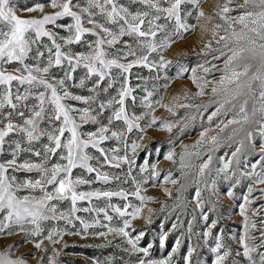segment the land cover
Segmentation results:
<instances>
[{
  "label": "snow or ice",
  "instance_id": "6c2138e0",
  "mask_svg": "<svg viewBox=\"0 0 264 264\" xmlns=\"http://www.w3.org/2000/svg\"><path fill=\"white\" fill-rule=\"evenodd\" d=\"M201 2L129 0L128 4H124L121 0H47L46 4L36 3L19 8L20 12L40 13L39 16L23 17L18 14L15 0H0V235H13L19 230L26 235L30 233L32 237H40L43 232L41 222L49 220H63L72 227H75V221H79L83 233L87 234L88 229L100 224V221L89 223L78 216V212L94 211L97 216L103 213L104 219L109 222L113 219L105 208L78 207L81 201L91 204L92 198L120 196L128 200L129 195L135 196L140 201L139 205L128 201L123 210L109 206L114 207L122 218L135 219L140 215L144 203L154 199L141 194L143 185L152 180L155 186L156 178L160 176L155 166L149 165L147 158L139 165V171L150 174L141 181L132 177L135 185L132 192L81 191L80 188L84 185L90 187L99 181L107 183L110 175L103 171L106 166L120 169L127 164L126 176H132L136 152L140 147L138 140H142L143 136L129 143L128 133L134 129L143 133L146 127L157 124L159 118L151 113L159 100L152 97L161 89H166L170 82V78L164 76V83H159V69L172 63L160 53L176 39L184 38L185 34H190L199 26L203 33H210V36L197 55H211L213 61L223 59L224 66L219 68L205 59L192 68L191 80L198 89L194 95H205L206 76L212 69L221 73L211 91L214 97L221 95L224 99L217 102L215 111L208 116L211 121L226 105L235 107L233 101L241 94L254 93L256 82H259V107L254 104L249 114L246 108L248 100L245 99L239 107L241 118L228 120L223 128L220 125L217 127L222 132L230 124L251 121L256 127L246 131L248 143L254 149L257 135L261 142L256 152L259 159L251 164V171L240 173V177L253 183L248 185L243 195L244 202L239 204L243 231L238 236L230 237L232 240L238 238V248L233 252L226 242L223 228L213 235L219 221L212 220L211 224H207L209 216L203 211L204 201L199 187L195 192L193 211L200 209V217L206 222V230L202 233L205 244L210 239L214 240V245H209L213 257L211 264H264V188L253 186L264 185V0H243V3L224 0L222 4H217L212 14L200 9ZM137 5L139 7L134 9L133 6ZM46 7L51 11H45ZM233 11H239V14L233 16L230 14ZM66 19L70 22H61ZM161 19L174 21V30H170L167 24L159 23ZM201 20L206 23H199ZM154 54L158 59L153 58ZM134 67L157 71L154 78L156 83L151 89L146 84H137L133 88L131 75ZM198 69L205 75L197 76ZM186 71L188 69L182 68L178 75ZM147 79L138 77V80ZM137 89L144 93L139 97L144 111L140 114L132 111L130 114L127 101L130 98L133 106L136 105L138 97L134 93ZM190 95L185 91V99ZM174 99L179 100V96ZM163 106L175 116L174 108L192 105L178 103ZM141 121L146 123L142 125ZM118 122H123L124 127H118ZM176 123L179 121H160V127L171 132ZM89 125L91 127H87ZM207 131L201 132L200 139L191 146L196 148L211 144L207 159L198 166L197 175L200 178L210 175L211 152L219 143L217 135H212L210 141L206 140ZM111 140L117 141V146L105 147V143ZM120 142H123V149L119 146ZM242 146L237 147L231 157H219L221 167L216 169L223 179L233 181L227 192L230 198L234 196L233 189L241 184V178L236 175L232 165L239 166L238 154ZM188 147L186 145L185 151L180 154L181 169L193 167L191 157L200 155L198 151L187 152ZM121 151L123 155H120ZM129 151L133 155L130 156ZM164 159H173V153H167ZM77 169L88 176L76 175ZM19 173L34 175L21 179L17 175ZM93 173L94 179L91 178ZM111 179L120 180V176H112ZM163 179L177 183L172 178L171 170ZM204 184L210 187L207 180ZM214 185L213 177L211 186ZM257 191L259 197L253 195ZM165 193L172 195L168 189H165ZM256 200L262 202L258 207H253ZM64 202H70L71 207L62 210L60 205ZM152 211L148 209L149 213ZM29 225L34 227L29 230ZM129 226V219L125 218L123 227H108V231L126 238L130 250L125 251H129L130 255L142 253L138 264H176L175 256L181 246L179 237L166 258L149 259L152 245L139 247L144 233L141 231L132 238L126 230ZM192 226L193 221L189 220V236ZM177 227V223L172 224L173 229ZM65 231L50 229L44 239L55 245L60 243L59 238ZM74 234L80 235L81 232ZM97 235L105 236L106 233ZM166 238L167 233L161 235V248ZM31 242L41 249L43 239H33ZM12 249L13 246L9 245L0 251V264H25L21 257L12 258ZM43 251L46 253L47 249ZM52 251L59 255L56 248ZM196 251V247L188 245L187 253L182 257L184 264H193L192 257ZM43 260L41 257L40 264H43ZM48 264H56L54 257H48ZM196 264H205V261L198 259Z\"/></svg>",
  "mask_w": 264,
  "mask_h": 264
},
{
  "label": "rangeland",
  "instance_id": "374dc122",
  "mask_svg": "<svg viewBox=\"0 0 264 264\" xmlns=\"http://www.w3.org/2000/svg\"><path fill=\"white\" fill-rule=\"evenodd\" d=\"M121 2L128 4L129 0H121ZM223 2L224 0H202L200 9L207 14H212L216 10L217 4H222ZM238 2L243 3V0H238ZM15 3L18 5L19 15L23 17L39 16L40 13L38 12H20L19 8L30 7L36 3L46 4L47 0H15ZM135 7L139 6H133L134 9ZM45 11H51V9L46 7ZM230 14L236 16L239 14V11H233ZM61 22L68 23L70 21L66 19ZM191 22L196 23V21ZM218 22L223 23V21ZM159 23L167 24L170 30H174V21L169 22L161 19ZM199 23H206V21L201 20ZM221 34H223L222 30ZM209 36L210 33H203L200 27L197 26L190 34H185L184 38L176 39L170 47L160 53V55L164 56L165 60L172 61V63L166 64L163 68L159 69V75L161 77L159 83H164V76L169 77L170 82L166 89H161L159 93L152 97L153 100H159L155 111L151 113V115L159 118L157 124L152 127H146L143 133H140L136 129L132 133H128L129 143L138 136H143L142 140H138L140 147L136 152V161L132 169V176H126L128 171L127 164L122 165L120 169L106 166L103 171L108 172L110 175L107 183L99 181L94 182L90 187L84 185L80 188L81 191H94L99 189L102 191L118 192L124 190L126 193L132 192L135 190L132 177H135L137 181H141L143 177L150 174L147 172L142 174L139 171V165H142L147 158L149 165H154L155 171L159 172L160 176L156 178L155 186H153L152 180H149L147 184L143 185L141 194L153 197L154 199L153 201H146L144 203L140 215L135 219H131L130 217L122 218L115 212L114 207L109 206L120 207L123 210L124 205L128 201L139 205L140 201L135 196L129 195L128 200L120 196H112L111 198L101 197L99 199L92 198L91 204L88 201H81L78 202V207L105 208L108 215L113 217L110 222L104 219L103 213L97 216L94 211L89 213L81 211L77 215L85 221L89 223H93L95 220L100 221V224H96L94 227L88 229L87 234L83 233V226L79 221H75V227H72L63 220H49L41 222L43 232L40 237H32L30 233L26 235L19 230H16L13 235H0V251L12 245V258L21 257L25 261V264H40L41 257L44 258L43 264H48V257H54L56 264H138V258L142 256V253L130 255L129 251H125V249L130 250V246L126 243V238L108 231V227H123V220L127 218L129 219L130 226L126 230L132 238L139 235L141 231L144 233L143 237L139 240L138 246L143 248L152 245L149 249V259L166 258L175 245L177 237H179L181 239V246L180 252L175 256L176 264H184L182 257L187 253L189 244L197 249L192 257L193 264H196L198 259L205 261V264H211L213 257L210 253L209 245H214V240L210 239L208 244H205L202 233L206 230V222L200 217V209H196L195 212L193 211L195 208L194 197L197 187L201 189V199L204 201L203 211L208 213L209 216L207 224H211L212 220L219 221L217 227L213 229V235L217 234L220 228H223L225 230L226 242L232 247L233 252L238 248V238L232 240L230 237L232 235L238 236L243 231V218L239 214V204L244 202L243 195L246 193L248 185L253 183L250 179L240 177V173L242 171H251V164L259 159L256 152L259 150L261 141L257 135L254 141L255 148L250 147L246 138V131L256 127L251 121L248 123L241 121L240 124H230L222 132L220 128H223L228 120H239L241 118L242 114L239 113V107L245 99L248 100L246 108L249 114L254 104L256 107H259L258 97L260 87L259 82H256V90L254 93L241 94L233 101L235 107L226 105L225 109H221V112L209 121L208 116L215 111L217 102L224 99L221 95L214 97L211 91L212 85L219 81L221 73L212 69L207 74L206 79L208 83L204 87L205 95L202 96L194 95L198 89L191 80V69L196 67L198 63H203L205 59L216 64L219 68H223L224 66L223 59L213 61L211 55L207 57L197 55L202 44ZM153 58L158 59V56L154 54ZM182 68H186L188 71L184 72L183 75H178ZM252 70L254 71L255 68ZM196 74L197 76L205 75L200 69L197 70ZM141 76L148 78L147 81L138 80V77ZM156 76V70L150 71L148 68L134 67L132 69L131 85L133 88H136L137 84H146L151 89L152 85L156 83L154 80ZM185 91L192 94L187 99L184 96ZM134 94L138 97L136 105L133 106L132 100L129 98L127 101L128 110L130 114L132 111L140 114L144 109L140 106L139 97L143 96L144 93L137 89ZM176 96H179V100L174 99ZM253 97L257 99L254 100ZM178 103L190 104L192 106L174 108L173 110L177 113L175 116L163 106H173ZM160 121H179V123H176L171 132H169L167 129L160 127ZM144 123L146 122L141 121L142 125ZM217 125H220V128ZM87 127L91 126L89 125ZM118 127H124L123 122H118ZM205 130H208L205 137L206 140L210 141L212 135H217L219 143L211 152L213 160L210 165V175L200 178L197 175L198 166L207 159L211 144L199 145L196 148L191 146L196 144V141L200 139V133ZM186 145L189 146L187 152L195 153L198 151L200 155L198 157L195 155L191 157L193 167L181 169L180 154L185 151ZM104 146L116 147L117 141H108ZM119 146L123 149V142H120ZM241 146L242 151L238 154L240 164L239 166L232 165V168L236 171V175L241 178V184L233 189L234 196L230 198L227 192L231 188L233 181L223 179L222 175L217 174L216 169L221 167L219 157H231L232 152ZM169 152L173 153V159H164V156ZM128 154L130 156L133 155L131 151ZM120 155H123V151L120 152ZM245 157L247 158V166L245 165ZM186 159H188L187 155ZM169 170H171L172 178L177 180L176 184L164 181L163 177L167 175ZM259 170L258 166L257 171ZM75 174L88 176L87 173L80 169L75 170ZM17 175L21 179H24L34 174L19 173ZM112 176H120V180L111 179ZM94 177L95 174L93 173L91 178L94 179ZM213 177L215 178V185L211 186ZM198 180L200 181L199 184H197ZM205 180H207L210 187H205ZM253 186L264 188V185ZM165 189L170 190L172 195H166ZM253 195L259 197L260 193L257 191ZM261 202V200H256L253 207H258ZM60 207L62 210H67L71 207V204L70 202H64ZM149 208L153 210L152 213L148 212ZM128 211H131V209H128ZM193 216H195V220H193ZM189 220L193 221L191 236L188 234ZM173 223L178 224L176 229L172 228ZM101 225H108V227H102ZM27 227L31 230L34 226L29 225ZM53 228L66 230L59 238L60 243L55 245L50 244L47 239H44L48 235V231ZM77 231H80L81 234H74ZM100 232H104L106 235H97ZM165 233H167V238L171 236L170 248H167L165 243L167 238L165 239L164 247H160V237ZM33 239H43L41 249H37L34 246L31 242ZM45 248L47 249L46 253L43 251ZM53 248L59 250L58 256L53 253Z\"/></svg>",
  "mask_w": 264,
  "mask_h": 264
},
{
  "label": "trees",
  "instance_id": "16d2710c",
  "mask_svg": "<svg viewBox=\"0 0 264 264\" xmlns=\"http://www.w3.org/2000/svg\"><path fill=\"white\" fill-rule=\"evenodd\" d=\"M166 245H167V248H170L171 247V236H168V238L166 239Z\"/></svg>",
  "mask_w": 264,
  "mask_h": 264
}]
</instances>
